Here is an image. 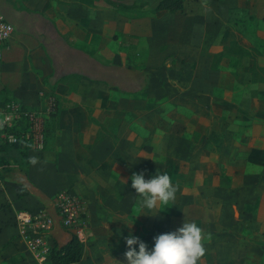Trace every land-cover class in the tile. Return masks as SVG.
<instances>
[{"label": "crops", "instance_id": "obj_1", "mask_svg": "<svg viewBox=\"0 0 264 264\" xmlns=\"http://www.w3.org/2000/svg\"><path fill=\"white\" fill-rule=\"evenodd\" d=\"M135 1L144 4L121 9L102 0H0L12 25L0 43V89L30 106L41 105L38 90L56 99L43 146L26 147L27 178L49 206L33 193L17 195L18 173L2 170L0 264H51L34 260L13 216L20 208L44 209L53 218L50 244H62L70 235L51 204L60 189L76 194L85 209L86 238L79 259L69 264H127L125 237L147 243L149 230L174 231L184 220L211 234L199 264L233 259L222 246L232 241L219 202L220 182L231 174L224 160L237 158L222 129L236 98L220 86L216 57L242 33L239 23L264 19V0H182L174 11L153 10L157 0ZM111 70L121 76L118 84L103 80ZM137 70L144 85L130 90ZM16 148H0V157L16 158ZM140 172L145 179L167 172L177 188L174 201L151 210L155 215L140 207L130 184ZM184 196L192 198L182 202ZM227 211L236 223L235 204ZM234 258L231 264L239 261Z\"/></svg>", "mask_w": 264, "mask_h": 264}, {"label": "rangeland", "instance_id": "obj_2", "mask_svg": "<svg viewBox=\"0 0 264 264\" xmlns=\"http://www.w3.org/2000/svg\"><path fill=\"white\" fill-rule=\"evenodd\" d=\"M238 25L242 33L224 44L216 57V63L223 68L220 86L236 98L234 104L227 105L222 129L225 127L229 132V153L240 158L237 163L233 162L237 158L223 163V167H231V174L220 182L222 210L219 214L223 223L228 224L226 237L232 242L222 246L233 259L220 260L217 264H231L235 256L239 260L237 264H264V19L245 20ZM239 47L248 53L238 52ZM14 72L11 69L9 76L15 75ZM3 93L11 97L9 92ZM191 198L184 196L181 201ZM203 198L206 202L208 197ZM231 203L239 212L236 223L232 221V211H227ZM203 230L206 233L208 228ZM212 234L219 239L218 230ZM155 236L156 231H148L149 250L154 246ZM134 247L138 250V245ZM205 247H209L208 243Z\"/></svg>", "mask_w": 264, "mask_h": 264}, {"label": "built area", "instance_id": "obj_3", "mask_svg": "<svg viewBox=\"0 0 264 264\" xmlns=\"http://www.w3.org/2000/svg\"><path fill=\"white\" fill-rule=\"evenodd\" d=\"M12 31L11 23L0 12V43L6 40ZM41 105L30 106L16 99L0 104V139L8 143H17L20 139L34 148L44 144L45 117L56 108L55 96L50 92L38 90ZM51 204L59 216L60 224L80 243L86 238L82 218L84 205L79 197L67 189L58 190ZM13 224L16 233L38 263L48 261L51 247L48 231L52 227L53 218L44 209L31 210L20 208L14 212Z\"/></svg>", "mask_w": 264, "mask_h": 264}, {"label": "clouds", "instance_id": "obj_4", "mask_svg": "<svg viewBox=\"0 0 264 264\" xmlns=\"http://www.w3.org/2000/svg\"><path fill=\"white\" fill-rule=\"evenodd\" d=\"M131 186L141 197L140 207L147 208L153 215L155 213L151 210L157 209L158 205H169L175 200L177 191L167 172H157L150 179H145L143 172L133 173ZM154 241V246L149 250L138 237H125L127 264H199L206 254L205 244L211 241V234L205 233L195 222L184 220L182 226L155 236ZM134 245H138V250Z\"/></svg>", "mask_w": 264, "mask_h": 264}, {"label": "trees", "instance_id": "obj_5", "mask_svg": "<svg viewBox=\"0 0 264 264\" xmlns=\"http://www.w3.org/2000/svg\"><path fill=\"white\" fill-rule=\"evenodd\" d=\"M106 4L121 8V9H133L135 7H141L143 6L144 2H137L135 0H102ZM46 2L43 6H46ZM182 7V0H157L156 3L153 5L152 9H165L168 11H174L179 10ZM224 48V45H223ZM222 48V49H223ZM238 52L240 53H248V50L239 47ZM219 54V53H217ZM115 66V65H111ZM103 80L108 83L109 85L118 84L119 79L121 76L116 71L113 70L109 72H103L102 73ZM144 77L141 75L139 70L136 71V76L133 78L132 81V88L130 90H139L144 85ZM3 91H5V88L0 89V104L4 103L7 100L13 99L12 97H9L7 95H4ZM50 114V113H49ZM46 119L44 122V130H45V136L47 134L46 129ZM12 145L17 146L16 148V158L14 159H8L5 157H0V179L2 180V170H8L13 169L18 173V178L14 180L17 182L16 185V194L17 195H23L26 193H33L37 196V198L41 201V203L48 207L50 200L49 198L38 188L34 187L30 180L27 178V162L28 158L26 156V147L28 146V142L24 139H20L17 143H7L0 139V148L8 149ZM131 184V183H130ZM159 235V234H158ZM81 254V245L80 242L73 236L70 235L69 239L62 244H59L57 242H54L53 245H51L49 253H48V262L51 264H69L79 259Z\"/></svg>", "mask_w": 264, "mask_h": 264}, {"label": "water", "instance_id": "obj_6", "mask_svg": "<svg viewBox=\"0 0 264 264\" xmlns=\"http://www.w3.org/2000/svg\"><path fill=\"white\" fill-rule=\"evenodd\" d=\"M64 235L66 236L67 235V232L66 231H64ZM66 242V240H64L62 243H65Z\"/></svg>", "mask_w": 264, "mask_h": 264}]
</instances>
